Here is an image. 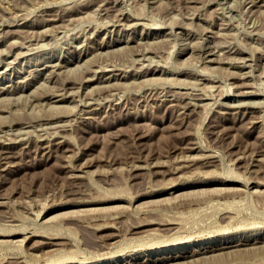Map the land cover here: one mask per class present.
Returning a JSON list of instances; mask_svg holds the SVG:
<instances>
[{"label": "rangeland", "instance_id": "obj_1", "mask_svg": "<svg viewBox=\"0 0 264 264\" xmlns=\"http://www.w3.org/2000/svg\"><path fill=\"white\" fill-rule=\"evenodd\" d=\"M20 1L31 2L29 5L26 2L19 3ZM46 1L49 2V0H0V86L4 84V86L0 87V90L2 88L0 91V105L5 108L3 109L0 106V114L3 116V120L5 119L3 121L1 118L0 122L6 123L5 125L0 124L2 128H0L2 130H0V135H3L0 136V140H2L1 137H4V140L6 139L5 141L2 140L3 144L0 141V149L2 148L0 151H5L8 148L6 151L8 156H0V161H2L0 162V264H20L23 261L25 263L23 262L22 264H109L113 261L124 264L127 260L130 262L129 264H264V144L262 143L264 142V0H155L154 2L153 0L151 2L150 0H118L119 2L110 0L112 3L108 0H101L104 2H101V4L100 0H98L99 2H95V0H88L87 2H85L86 0H81L82 2H79L80 0H64L65 3L59 0L58 2L61 1L62 5L56 0H50V3H52H49L50 6ZM70 1L72 3H69ZM159 1L160 3H158ZM56 2L60 5L58 6ZM254 2L263 3V6H260L261 4L258 6L257 4L258 7L256 9V3ZM35 3H40L42 6ZM26 4L29 8H27ZM93 4L96 5H94L95 8L91 6ZM35 5L36 7H34ZM74 5L78 9L73 7ZM85 5L89 6L91 11L87 7L84 8ZM15 6L17 12L15 11ZM56 6L62 9H58ZM25 7L27 10L24 11ZM110 8H112V11ZM82 9L86 11L84 12ZM42 10H47L46 15ZM120 10L125 12L123 11V13ZM127 10L131 11L128 12ZM21 11L24 12L22 13ZM87 11L90 18H88V15L85 16ZM102 12L103 14H101ZM111 12L117 14L115 15L116 17L121 15L120 21L113 14L110 15L112 17L109 19L107 16ZM81 13L85 22L81 17ZM132 13H135V15L137 13L143 19L139 18V16H133L134 14ZM58 14L61 15L62 19ZM74 14H77L80 20ZM90 14L95 15L93 17ZM25 15H29V18L27 16L26 19ZM51 15H55L56 18L55 16L51 17ZM127 15H130V17ZM19 16L21 20H23V16L25 17L24 22L19 20ZM70 17L71 20L69 19ZM92 18L93 21H91ZM124 18H129L130 20L128 19L127 21ZM74 19L77 23L72 21ZM104 19H106V23H103ZM68 20H70L69 23L72 21V25L68 23ZM58 21L61 24L56 26L59 23ZM86 21L89 22L87 23ZM112 21L115 23V27H113L112 24L114 23ZM126 21L127 24H124ZM18 22L19 24L21 23L20 26ZM51 23H53V27H51ZM63 23L69 25L65 26ZM80 23H84V27L87 28L88 26L89 29H85L82 24L80 26ZM108 23L110 25L107 26L106 24ZM128 23H132L131 26L133 27ZM97 24L99 26L101 24L102 27H94ZM29 25L32 30H30ZM39 25L42 26L39 27ZM16 26L20 29L19 31L16 30ZM22 27L23 29H21ZM44 27L47 28L44 30L46 33L41 35L40 30L42 29L43 31ZM54 27L55 29L60 27L58 30L56 29L59 33H56V30L53 31ZM61 27L63 28L61 29ZM7 28L9 32H5ZM48 29H51L49 32L52 34L48 32ZM111 29L113 30L111 31ZM21 30H24L22 34L25 31L27 32H25L23 37ZM34 30L37 32H34ZM105 30L107 31L105 32ZM11 31L15 34H12ZM83 31L85 33H82ZM28 32L31 33L29 34ZM143 33H145V36H143ZM43 35L45 36L43 37ZM141 35L142 37H140ZM152 36L156 37L153 38ZM31 38L35 41L33 40L32 42ZM117 38L118 40H116ZM119 38H121L120 41ZM12 39L16 40L14 43L18 45L14 46ZM28 39L32 43H28ZM122 39L123 41H121ZM189 39L190 41L188 42ZM17 40H20V42H17ZM24 41L26 42L24 43ZM103 41L104 43H102ZM190 43L194 47L193 51ZM217 43L219 44L217 45ZM114 47L117 49H112ZM222 47H225V50ZM211 48L213 50L219 48L221 51L219 49L218 51H212ZM228 48H231V50ZM84 49L87 51L85 52ZM148 50H150V54ZM5 52H8L9 55L5 54ZM205 52L208 54L206 53V55ZM5 55L7 58H5ZM143 55H145L144 58H142ZM240 55L242 58L239 59L245 61L238 59ZM213 57L217 61L213 60ZM219 57H222L220 58L222 60L219 61ZM228 57H232L230 59L234 60H230V63ZM245 57H249L251 60ZM59 58L60 60L57 64L56 62ZM210 58H212V61ZM11 61H13L12 66ZM4 62H7V65ZM48 62L51 64L49 65ZM53 63H56V67H58L57 65H62L55 68ZM250 63L253 65L251 66ZM5 65L8 67H5ZM209 65L210 67L205 68ZM41 66L43 68H40ZM51 66L52 68L54 67L52 71L50 70L52 69L50 68ZM202 66H205V69ZM3 67L6 70L2 71ZM88 67L93 68L94 71L88 70ZM109 67H112L111 69L114 68L113 71ZM118 67H121L118 69L119 71L117 70ZM151 67L154 71H152ZM61 69H63L62 73H60ZM199 69H203V71L199 72ZM47 71L49 75L48 73L45 74ZM49 71L53 73L50 75ZM230 71H237L236 74L238 75L231 72L236 79ZM247 71L251 75H246L247 73L245 74V72ZM127 72L128 75H126ZM201 72L204 73V76L203 73L200 74ZM121 73L125 77H122ZM52 74L54 75L52 76ZM119 74L121 75L120 79H118L120 77ZM239 74H244L245 78L242 79L240 77L241 80ZM51 76L52 79H50ZM88 76H92V79L90 78V80ZM248 76L250 77L248 78ZM33 78L38 79L34 81ZM180 80L184 81L185 87H183V82ZM113 81H115L114 85L117 84L116 86H113ZM121 81L125 82L122 84ZM196 82L202 83H200L201 85L197 83L196 87H192ZM211 82L212 85L218 84V86H215L216 88L213 87L214 85L212 86ZM246 82L250 85H247ZM81 83L82 85L80 86ZM96 83L98 86L103 85L105 87L106 85L104 84H107L109 89L106 87L107 90L102 86H99V88ZM118 83L121 84L118 85ZM188 83H190V86ZM240 83L241 86L244 85L241 87ZM207 84L208 87L211 86L213 88H208ZM15 85L17 86L15 87ZM24 85L26 87L23 88ZM94 85H96L95 88L93 87ZM60 86L65 91L68 89L67 91H70V94L68 92L62 93L64 90ZM79 87L81 88L78 89ZM91 88L92 90H89ZM5 89H7L5 91L6 94L4 92ZM10 90L11 92H9ZM55 90L60 91L59 94H61L56 96L58 92H55ZM71 90L73 91L71 92ZM174 90L180 93L178 96H183L181 97V104L188 103H186L188 108H186L185 114L173 107L171 109L165 102L167 98H170L169 95L175 92ZM216 90L217 92H215ZM249 90L252 91L250 92ZM53 91L55 93H52ZM74 91L78 93L76 94ZM110 91L114 94L112 95ZM188 91L191 92L189 93ZM210 91L216 95H212ZM82 92L86 93L83 94ZM116 92L117 94H115ZM204 92L210 96L207 97ZM248 92L251 95H248ZM71 93L75 94L74 96L77 95L76 97L82 94L80 98H76ZM93 94L95 95L93 96ZM174 94L176 95V93ZM200 94H203V96L201 97ZM43 95L45 96L43 97ZM61 95L62 97H60ZM112 96V100H106L107 97ZM45 97L48 99H45ZM31 98H34V100ZM71 98L77 101H72ZM86 98L87 100L89 98L87 105L84 104L86 103ZM182 98H185L184 101ZM191 100L195 101L191 104ZM200 100H203V102ZM219 100L221 101L218 103ZM207 101L209 106L206 105ZM210 101H212L211 104H209ZM240 101H243L241 102L243 105L238 107ZM101 102L102 106H99ZM199 102L201 105L198 104ZM223 102H228L229 106L228 103L226 105ZM50 103L52 106H50ZM244 103H247V106ZM77 104H79V107H77ZM194 104L197 106L195 107ZM249 104L251 105L249 106ZM204 106L207 108H203ZM82 108L87 111H83ZM256 108L258 109L254 110ZM246 109L248 110L245 111ZM234 110L239 112H234ZM53 113L58 116L61 113L62 116L58 117ZM77 113H79L78 116ZM42 115L45 119L41 118ZM86 116H88L87 119H85ZM89 116L91 117L89 118ZM139 116L140 119H138ZM185 116L187 121L184 118ZM254 117L256 118L255 121L253 120ZM75 119L81 122H77ZM6 120L8 122H5ZM14 120H17L16 124ZM22 120H26L30 124ZM74 120L76 121L74 122L75 125H71ZM251 120L254 122L252 121L251 123ZM9 121H11L12 125ZM52 122L59 123V125H54ZM34 123H37L36 126ZM48 124L52 125V127H47ZM39 125L40 127H38ZM37 128H42V130ZM35 129L38 131H35ZM14 131H22V133L16 132V134H13ZM27 131L32 133L30 134L31 136L26 135L28 134ZM49 131L53 132L50 134ZM57 131L59 133H56ZM33 132L35 135L36 133L37 135L40 134V137L35 136ZM46 133L48 136L44 135ZM43 136L45 137L43 138ZM8 137H11V140ZM13 137H16L17 140L16 138L12 139ZM62 139L65 141H61ZM36 140H38V143ZM45 140H50L51 142L49 141V143L51 145ZM28 141L29 143H27ZM23 143L24 145H22ZM193 143H197V146ZM25 144L29 146L27 145L26 147ZM47 144H49L51 150L48 149ZM188 146L193 147L188 148ZM42 147V150L39 149ZM21 150L25 153L21 152ZM50 151H53V153ZM9 152L14 154L11 155ZM241 154L243 156H240ZM185 158L189 159V163L187 161L184 162ZM206 160L208 164H206ZM183 162L187 164L185 165ZM151 164L152 167L150 166ZM178 165L183 166L177 168L176 166ZM148 166L151 168H148ZM156 169H161V173L159 171L154 173ZM170 171H175V173H170ZM221 194H224V197ZM194 198L200 204L196 200V202L193 201ZM198 199L204 201H199ZM193 205L194 207H192ZM227 210H229V214ZM221 213L225 216L223 217L224 220H221L226 223L220 220L222 218ZM230 215L231 219L227 220ZM115 216L118 218H115ZM171 216H175L172 218H178L180 222L174 219V221L171 220L173 223H170L171 221L168 220L172 219ZM160 217H166L167 222L159 221L163 219L158 220ZM145 218H149V221H144ZM150 218L152 219L150 220ZM138 221H140L139 224L142 223L140 225L141 228L140 226L136 227L139 225ZM113 222L114 226H112ZM101 223H106L107 225L103 224V228L101 226L98 229V224ZM173 226L182 228L175 229ZM161 227H165L167 230ZM173 228L175 229V235L173 234ZM125 230L128 231H126L127 234ZM51 234L53 235L49 237ZM245 234L253 237L251 236L247 241L234 247L210 249L211 252L210 250H195L196 253L193 250L182 256L178 254L176 256V253H174L177 250H181L183 248L181 246H184V248H195L199 243L215 241L224 237L244 236ZM178 235L180 239H178ZM181 235L183 236L182 238ZM175 236H178L176 240H170L175 238ZM254 237H256L255 241ZM176 241L178 242L176 243ZM169 253H174L175 258L174 256L173 258L164 256ZM162 254H164V258H156L162 256ZM130 255L132 257H129Z\"/></svg>", "mask_w": 264, "mask_h": 264}, {"label": "bare ground", "instance_id": "obj_2", "mask_svg": "<svg viewBox=\"0 0 264 264\" xmlns=\"http://www.w3.org/2000/svg\"><path fill=\"white\" fill-rule=\"evenodd\" d=\"M9 1H10V0H9ZM39 1H40V0H39ZM56 1L58 2L59 0H56ZM61 1H62L63 3H65L64 0H61ZM61 1H60V2H61ZM67 1H68V0H67ZM71 1H72V0H71ZM71 1H70L69 3H72ZM83 1H84V0H83ZM87 1H88V0H86L85 2H87ZM97 1H98V0H95V2H97ZM102 1H104V0H102ZM102 1L100 0V4H101ZM108 1L112 3V1H110V0H108ZM117 1H118V0H117ZM123 1H124V0H123ZM123 1H122V2H123ZM131 1H132V0H131ZM134 1H135V0H134ZM146 1H147V0H146ZM154 1H155V0H153V2H154ZM160 1H161V0H160ZM160 1H159L158 3H160ZM191 1H192V0H191ZM222 1H223V0H222ZM248 1H249V0H248ZM255 1H256V0H255ZM21 2H22V1H20L19 3H21ZM24 2L29 3V5H30V2H31V1H30V2H29V1H28V2H27V1H24ZM24 2H22V3H24ZM41 2H43V1H41ZM46 2L48 3L49 6H50V4H52V3H50V2H51L50 0H49V2H48V1H46ZM46 2H45V4H46ZM57 2H56V3H57ZM60 2H58V3H60ZM79 2H82V1L80 0ZM90 2H92V1H90ZM93 2H94V1H93ZM95 2H94V3H95ZM98 2H99V1H98ZM105 2H106V1H105ZM109 2H108V3H109ZM115 2H116V1H115ZM118 2H119V1H118ZM122 2H120V3H122ZM150 2H151V0H150ZM156 2H157V1H156ZM244 2H245V1H244ZM246 2H247V1H246ZM251 2H252V1H251ZM260 2H261V1H260ZM263 2H264V1H263ZM19 3H18V4H19ZM33 3H34V2H33ZM43 3H44V2H43ZM49 3H50V4H49ZM53 3H54V2H53ZM58 3H57V5H58ZM67 3H68V2H67ZM74 3H77V2H74ZM83 3H84V2H83ZM102 3H104V2H102ZM137 3H138V2H137ZM144 3H145V1H144ZM148 3H149V1H148ZM222 3H224V2H222ZM247 3H248V2H247ZM252 3H253V2H252ZM254 3H256V2H254ZM10 4H11V3H10ZM15 4H17V3H15ZM15 4H14V5H15ZM35 4L40 5V3H35ZM60 4H61V3H60ZM60 4H59V5H60ZM84 4H85V3H84ZM88 4H89V3H88ZM96 4H97V3H96ZM100 4H99V5H100ZM106 4H107V3H106ZM106 4H105V5H106ZM116 4H117V3H116ZM122 4H123V3H122ZM257 4H258V3H256V9H257V7H258L261 3H259L258 6H257ZM21 5H22V4H21ZM24 5H25V4H24ZM43 5H44V4H43ZM54 5H55V4H54ZM59 5H58V6H59ZM61 5H62V4H61ZM63 5H64V4H63ZM69 5H70V4H69ZM77 5H80V4L77 3ZM86 5H87V3H86ZM86 5L84 6V8L87 7ZM94 5H95V4H93V5H91V6L94 7ZM102 5H103V4H102ZM132 5H133V4H132ZM143 5H144V4H143ZM250 5H251V4H250ZM16 6H17V5H16ZM16 6H15V11H16V9H17ZM18 6H19V5H18ZM26 6H27V4H26ZM31 6L33 7V5H31ZM40 6H42V5H40ZM46 6H47V4H46ZM52 6H53V5H52ZM52 6H51V7H52ZM75 6H76V5H74L73 7H75ZM82 6H83V4H82ZM95 6H96V5H95ZM110 6H111V5H110ZM114 6H115V5H114ZM114 6H113V8H114ZM117 6H118V5H117ZM136 6H137V5H136ZM260 6H263V3H262ZM13 7H14V6H13ZM21 7H24V6H21ZM34 7H36V5H35ZM56 7H57V6H56ZM62 7H63V6H62ZM67 7H69V6L67 5ZM70 7H72V6H70ZM102 7H103V6H102ZM120 7H121V6H120ZM131 7H132V6H131ZM133 7H134V6H133ZM153 7H154V5H153ZM249 7H250V6H249ZM252 7H253V5H252ZM8 8H10V6H8ZM19 8H20V7H19ZM27 8H29V7L27 6ZM38 8H39V7H38ZM41 8H42V7H41ZM48 8H49V7H48ZM57 8H58V7H57ZM60 8H61V7H60ZM60 8H58V9H60ZM64 8H65V6H64ZM64 8H63V10H64ZM75 8H77V7H75ZM81 8H82V7H81ZM87 8L90 9L89 6H88ZM94 8H95V7H94ZM100 8H101V5H100ZM115 8H116V7H115ZM11 9L13 10V8H11ZM32 9H33V8H32ZM36 9H37V8H36ZM39 9H40V8H39ZM49 9H50V8H49ZM52 9H53V8H52ZM61 9H62V8H61ZM66 9H67V8H66ZM77 9H78V8H77ZM111 9H112V8H110V10H111ZM120 9H121V8H120ZM131 9H132V8H131ZM251 9H252V8H251ZM19 10H20V9H19ZM23 10H24V11L27 10L26 7H25V9H23ZM43 10H45V9H43ZM43 10H42V11H43ZM70 10H71V9H70ZM70 10H69V11H70ZM73 10H75V9H73ZM82 10H84V9H82ZM93 10H94V9H93ZM98 10H99V8H98ZM114 10H115V9H114ZM114 10H113V11H114ZM117 10H118V9H117ZM124 10H125V9H124ZM124 10H123V11H124ZM252 10H254V9H252ZM15 11H13V12H15ZM24 11H23V12H24ZM33 11H34V9H33ZM40 11H41V10H40ZM46 11H47V10H46ZM46 11H43L44 14L47 13ZM54 11H55V10H54ZM58 11H59V10H58ZM75 11H76V10H75ZM77 11H78V10H77ZM85 11H86V10H84V12H85ZM90 11H91V9H90ZM90 11H89V13H90ZM105 11H107V10H105ZM105 11H104V12H105ZM111 11H112V10H111ZM118 11H119V10H118ZM120 11H122V10H120ZM123 11H122V12H123ZM127 11H128V10H127ZM127 11H126V12H127ZM130 11H131V10H130ZM130 11H128V12H130ZM256 11H257V10H256ZM16 12H17V11H16ZM21 12H22V11H21ZM23 12H22V13H23ZM26 12H27V11H26ZM28 12H29V10H28ZM37 12H38V11H37ZM98 12H99V11H98ZM109 12H110V11H109ZM115 12H116V11H115ZM124 12H125V11H124ZM124 12H123V13H124ZM11 13H12V12H11ZM30 13H31V8H30ZM38 13H39V12H38ZM60 13H62V12H60ZM67 13H70V12H67ZM93 13H94V12H93ZM93 13H92V14H93ZM107 13H108V12H107ZM107 13H105V14L107 15ZM116 13H119V12H116ZM19 14H20V13H19ZM51 14H53V13L51 12ZM78 14H79V13H78ZM84 14H85V13H84ZM92 14H90V16H91ZM96 14H97V13H96ZM99 14H100V13H99ZM101 14H103V12H102ZM105 14H104V15H105ZM112 14H113V13L111 12V14H109V16H107V17H109V19H110V17H112V16H110V15H112ZM120 14H121V13H120ZM128 14H129V13H128ZM132 14H134L133 16H135V17H138V16H139L137 13H136L137 16L135 15V13H132ZM14 15L16 16V14H14ZM42 15H43V14H42ZM45 15H46V14H45ZM49 15H50V13H49ZM55 15H56V12H55ZM55 15H51V17H52V16H55ZM58 15H59V14H58ZM62 15H63V14H62ZM64 15H65V13H64ZM64 15H63V16H64ZM74 15H75V17H76L77 14H74ZM86 15H88V11H87V13L85 14V16H86ZM94 15H95V14H94ZM94 15H92V16L94 17ZM113 15L115 16V15H117V14H113ZM21 16H22V14H21ZM27 16H28V18H29V15H25L26 19H27ZM32 16H33V15H32ZM68 16H69V15H68ZM71 16H73V15H71ZM77 16H78V15H77ZM102 16H103V15H102ZM102 16H100V17H102ZM120 16H121V15H120ZM120 16H119V17H118V16H117V17L115 16V17L119 19ZM122 16H123V15H122ZM127 16H128V15H127ZM196 16H197V14H196ZM16 17H17V16H16ZM25 17L23 16V18H22L23 20L20 19V18H21L20 16H19L18 18H19V20H20L21 22H22V21L24 22V18H25ZM36 17H38V16H36ZM46 17H47V16H46ZM57 17H58V16H57ZM59 17H61V15H59ZM73 17H74V16H73ZM73 17H72V19H73ZM81 17H82V13H81ZM104 17H105V16H104ZM104 17H103V18H104ZM115 17H114V18H115ZM125 17H126V16H125ZM128 17H130V15H129ZM140 17H141V16H139V18H140ZM13 18L15 19V17H13ZM32 18H34V17H32ZM41 18H42V16H41ZM55 18H56V16H55ZM66 18L68 19V17H66ZM66 18H64V19H66ZM85 18H86V17H85ZM88 18H90L89 15H88ZM88 18H86V19H88ZM95 18H97V17H95ZM98 18H99V17H98ZM114 18H113V19H114ZM121 18H122V17H121ZM141 18H142V17H141ZM14 19H13V20H14ZM36 19H38V18H36ZM39 19H40V18H39ZM47 19H48V18H47ZM61 19H62V17H61ZM69 19L71 20V17H70ZM75 19H76V18H75ZM75 19L72 20V21H75V22H76ZM77 19H79V16L77 17ZM82 19H83V17H82ZM113 19H112V20H113ZM124 19H126V20L128 21L129 18H128V19H127V18H124ZM137 19H138V18H137ZM142 19H143V18H142ZM16 20H18V19L16 18ZM30 20H31V19H30ZM42 20H43V18H42ZM45 20H46V19H45ZM56 20H58V19H56ZM70 20H68V23H69ZM79 20H80V19H79ZM89 20H90V19H89ZM105 20H106V19H104V22H103V23H106ZM114 20H115V19H114ZM116 20H117V19H116ZM129 20H130V19H129ZM134 20H135V18H134ZM27 21H28V20H27ZM27 21H26V22H27ZM31 21H32V20H31ZM48 21H49V20H48ZM52 21H53V20H52ZM65 21H66V20H65ZM72 21H71V22H72ZM83 21H84V19H83ZM91 21H93V18L91 19ZM101 21H102V20H101ZM108 21H109V20H108ZM108 21H107V22H108ZM119 21H120V19H119ZM127 21H126V23H124V22H123V23H124V24H127ZM14 22H15V21H14ZM39 22H40V20H39ZM44 22H45V21H44ZM58 22H59V21H58ZM71 22L69 23L70 25H72ZM79 22H80V21H79ZM84 22H85V21H84ZM86 22H87V21H86ZM88 22H89V21H88ZM88 22H87V23H88ZM112 22H113V21H112ZM115 22H117V21H115ZM134 22H135V21H134ZM31 23H32V22H31ZM36 23H37V22H36ZM65 23H66V22H65ZM65 23H63V24H65ZM76 23H77V22H76ZM76 23H75V24H76ZM109 23H110V22H109ZM109 23L106 24V25L108 26V25L111 24V23H110V24H109ZM113 23H114V22H113ZM123 23H122V24H123ZM132 23H133V22H132ZM132 23H131V24H132ZM136 23H137V22H136ZM138 23H140V22H138ZM141 23H142V22H141ZM14 24H15V23H14ZM20 24H21V23H20ZM20 24H19V22H18V25H19V26H20ZM26 24H27V23H26ZM29 24H30V23H29ZM34 24H35V23H34ZM34 24H33V25H34ZM45 24L47 25V23H45ZM51 24H52L51 27H53V23H51ZM55 24H56V23H55ZM55 24H54V25H55ZM59 24H61V22H59L56 26H58ZM69 24H67V25L65 24V26H68ZM75 24H74V25H75ZM81 24H82V23H80V26H81ZM83 24H84V23H83ZM83 24H82V25H83ZM95 24H96V23H95ZM122 24H121V25H122ZM124 24H123V27L125 26ZM128 24H129V23H128ZM131 24H129V25L131 26ZM134 24H135V23H134ZM142 24L144 25V23H142ZM146 24H147V22H146ZM77 25H78V24H77ZM85 25H88V24H85ZM91 25H93V24H91ZM97 25H98V24H97ZM97 25H95L94 27H98V28H99V27L101 26V24H100V26H99V25L97 26ZM102 25H103V24H102ZM106 25H105V26H106ZM112 25H113V27H115V26H114L115 23L112 24ZM129 25H127V26H129ZM12 26H14V25H12ZM21 26H22V25H21ZM25 26H26V25H25ZM37 26H38V25H37ZM40 26H42V25H39V27H40ZM43 26H44V25H43ZM75 26H76V25H75ZM78 26H79V25H78ZM130 26H129V27H130ZM135 26H137V25H135ZM145 26H146V25H145ZM149 26H150V24H149ZM17 27H18V26H16V28H17ZM35 27H36V26H35ZM39 27H38V28H39ZM83 27H84V25H83ZM89 27H90V25H89ZM94 27L92 26V28H94ZM101 27H102V26H101ZM118 27H119V26H118ZM123 27L121 26V28H123ZM131 27H133V26H131ZM147 27H148V26H147ZM147 27H146V28H147ZM182 27H183V26H182ZM16 28H15V29H16ZM29 28H30V25H29ZM33 28H34V27H33ZM42 28H43V27H42ZM44 28H45V29H43V31H42V29L40 28V29H41V30H40L41 32L38 31L39 29H37V31L40 32L41 35H42L43 33H46V31L44 32V30H46L47 28H46V27H44ZM59 28H60V27H59ZM59 28H58V29H59ZM62 28H63V27H61V29H62ZM67 28H68V27H67ZM73 28H74V26H73ZM79 28H81V27H79ZM84 28H85V27H84ZM84 28H81V29L85 30V29L88 28V26H87V28H85V29H84ZM124 28H125V27H124ZM127 28H128V27H127ZM136 28H137V27H136ZM183 28H185V27H183ZM15 29H13V30H15ZM21 29H23V27H22ZM24 29H25V28H24ZM56 29H57V28H56ZM56 29H55V27H54V30H53V28H52L53 31H55ZM58 29H57V30H58ZM68 29H69V28H68ZM71 29H72V28H71ZM88 29H89V28H88ZM94 29H95V28H94ZM94 29H93V30H94ZM100 29H101V28H100ZM102 29H103V28H102ZM108 29H109V28H108ZM116 29H117V28H116ZM132 29H133V28H132ZM3 30H4V28H3ZM8 30H9V29L7 28V30H5V32L8 31ZM10 30H11V29H10ZM16 30L19 31L20 29L17 28ZM30 30H32V29L30 28ZM50 30H51V29H48V32H49ZM57 30H56V31H57ZM65 30H66V29H65ZM69 30H70V29H69ZM95 30H96V29H95ZM97 30H98V29H97ZM112 30H113V29H111V31H112ZM157 30H158V29H157ZM0 31H1V30H0ZM18 31H17V32H18ZM22 31H24V30H21V34H22ZM28 31H29V29H28ZM37 31L34 30V32H37ZM59 31H61V30H59ZM63 31H64V29H63ZM90 31H91V29H90ZM100 31H101V30H100ZM106 31H107V30H105V32H106ZM132 31H133V30H132ZM155 31H156V30H155ZM8 32H9V31H8ZM11 32H12V31H11ZM15 32H16V31H15ZM25 32H26V31H25ZM25 32H24V34H25ZM32 32H33V31H32ZM34 32H33V34H34ZM48 32H47V33H48ZM91 32H92V31H91ZM97 32H98V31H97ZM103 32H104V31H103ZM13 33H14V32H12V34H13ZM26 33H27V32H26ZM28 33L30 34L31 32H28ZM40 33H39V34H40ZM49 33H50V32H49ZM56 33H59V32L57 31ZM82 33H85V31H83ZM86 33H88V32H86ZM93 33H94V32H93ZM157 33H158V32H157ZM188 33H189V32H188ZM188 33H187V34H188ZM215 33H216V32H215ZM6 34H8V33H6ZM9 34H10V33H9ZM14 34H15V33H14ZM16 34H17V33H16ZM24 34H22V37H23ZM33 34H32V35H33ZM50 34H52V33H50ZM107 34H108V33H107ZM144 34H145V33H143V36H145ZM146 34H147V33H146ZM151 34H152V33H151ZM213 34H214V33H213ZM4 35H5V33H4ZM19 35H20V34H19ZM32 35H31V36H32ZM46 35H47V34H46ZM82 35H83V34H82ZM149 35H150V34H149ZM160 35H161V34H160ZM185 35H186V34H185ZM189 35H191V34H189ZM189 35H188V36H189ZM1 36H2V35H1ZM7 36H8V35H7ZM37 36H38V35H37ZM44 36H45V35H43V37H44ZM79 36H80V35H79ZM134 36H135V35H134ZM137 36H138V35H137ZM211 36H212V35H211ZM9 37L12 38V36H10V35H9ZM16 37H17V35H16ZM16 37H15V38H16ZM32 37H33V36H32ZM40 37H41V36H40ZM132 37H133V36H132ZM140 37H142V35H141ZM152 37L154 38V37H156V36H152ZM190 37H191V36H190ZM20 38H21V37H20ZM129 38H130V37H129ZM133 38H134V37H133ZM187 38H188V37H187ZM4 39H5V38H4ZM25 39H26V38H25ZM31 39H32V38H31ZM38 39H39V37H38ZM120 39H121V38H119V41H120ZM130 39H131V38H130ZM130 39H129V40H130ZM134 39H135V38H134ZM12 40H13V39H12ZM33 40H34V39H32V42H33ZM41 40H42V39H41ZM83 40H84V39H83ZM114 40H115V39H114ZM114 40H113V41H114ZM116 40H118V38H117ZM127 40H128V38H127ZM132 40H133V39H132ZM135 40H136V39H135ZM0 41H1V40H0ZM14 41H16V40H13L12 43H14ZM21 41H22V40H21ZM34 41H35V40H34ZM37 41H38V40H37ZM108 41H110V40H108ZM113 41H112V43H113ZM121 41H123V39H122ZM124 41H125V40H124ZM189 41H190V39L188 40V42H189ZM17 42H20V40H19V41L17 40ZM17 42H16V43H17ZM25 42H26V41H24V43H25ZM27 42H28V43H32V42H29V39L27 40ZM106 42H107V41H106ZM117 42H118V41H117ZM1 43H2V42H1ZM34 43H35V42H34ZM102 43H104V41H103ZM107 43H109V42H107ZM19 44H20V43H19ZM110 44H111V42H110ZM190 44H191V43H190ZM218 44H219V43H217V45H218ZM12 45H13V44H12ZM15 45H18V44H15V43H14V46H15ZM97 45L99 46V44H97ZM184 45H185V44H184ZM184 45H183V46H184ZM187 45H188V44H187ZM220 45H221V44H220ZM220 45H219V47H220ZM85 46H86V45H85ZM100 46H101V45H100ZM213 46H214V45H213ZM23 47H24V46H23ZM82 47H83V46H82ZM82 47H81V48H82ZM94 47H95V46H94ZM108 47H109V46H108ZM184 47H185V46H184ZM190 47H192L191 50L193 51V48H194V47L192 46V44L190 45ZM203 47H204V46H203ZM206 47H207V46H206ZM215 47H218V46H215ZM83 48H84V47H83ZM99 48H100V47H99ZM106 48H107V47H106ZM141 48H142V47H141ZM200 48H201V47H200ZM200 48H199V49H200ZM222 48H223V47H222ZM224 48H225V47H224ZM224 48H223V50H225ZM78 49H79V48H78ZM86 49H87V48H86ZM109 49H110V48H109ZM112 49H117V48L114 47V48H112ZM139 49H140V48H139ZM143 49H144V47H143ZM184 49H185V48H184ZM186 49H187V48H186ZM197 49H198V48H197ZM211 49H212V48H211ZM218 49H219V48H218ZM218 49H217V50L214 49V50L218 51ZM220 49H221V47H220ZM220 49H219V50H220ZM228 49H229V48H228ZM80 50H81V49H80ZM84 50H85V49H84ZM84 50H83V51H84ZM146 50H147V48H146ZM180 50H181V49H180ZM214 50L212 49V51H214ZM226 50H227V49H226ZM229 50H231V48H230ZM234 50H235V49H234ZM77 51H78V50H77ZM83 51H82V52H83ZM86 51H87V50H85V52H86ZM97 51H98V50H97ZM106 51H107V50H106ZM139 51H140V50H139ZM143 51H144V50H143ZM149 51H150V50H148V53H149ZM181 51H183V50H181ZM181 51H180V52H181ZM192 51H191V52H192ZM209 51H210V50H209ZM220 51H221V50H220ZM227 51H228V50H227ZM240 51H241V50H240ZM98 52H100V51H98ZM144 52H145V51H144ZM146 52H147V51H146ZM183 52H184V51H183ZM189 52H190V51H189ZM198 52H199V51H198ZM198 52H197V54H198ZM202 52H203V51H202ZM210 52H211V51H210ZM210 52H209V53H210ZM223 52H224V51H223ZM230 52H231V51H230ZM237 52L239 53L238 50H237ZM237 52H236V53H237ZM242 52H243V51H242ZM148 53H146V54H148ZM199 53H200V52H199ZM206 53H207V52H205V54H206ZM227 53H228V52H227ZM5 54H8V52H5ZM80 54H81V52H80ZM138 54H139V53H138ZM149 54H150V53H149ZM207 54H208V53H207ZM207 54H206V55H207ZM210 54H212V53H210ZM219 54H220V52H219ZM239 54H240V53H239ZM8 55H9V54H8ZM83 55H84V54H83ZM198 55H199V54H198ZM5 56H6V55H5ZM144 56H145V55H143L142 58H144ZM147 56H149V55H147ZM202 56H203V55H202ZM213 56H214V55H213ZM215 56H216V55H215ZM221 56H222V52H221ZM243 56H244V55H243ZM245 56H248V55H245ZM250 56H252V55L250 54ZM59 57H60V56H59ZM205 57H207V56H205ZM222 57H223V56H222ZM222 57H219L218 60H219V61L222 60V59H220V58H222ZM225 57H226V56H225ZM225 57H224V58H225ZM232 57H233V56H232ZM232 57H228V58H229V60H228L229 62H230V60H234V59H230V58H232ZM237 57H238V56H237ZM5 58H7V56H6ZM56 58H57V57H56ZM63 58H64V57H63ZM76 58H77V57H76ZM145 58H146V57H145ZM201 58L204 59L203 57H201ZM208 58H209V57H208ZM228 58H226V59H228ZM234 58H236V57L234 56ZM239 58H242L241 55L238 57V59H239ZM245 58H248V59H249V57H245ZM2 59H3V57H2ZM49 59H50V58H49ZM64 59H65V58H64ZM78 59H79V58H78ZM211 59H212V58H210V60H211ZM214 59H215V57H213V60H214ZM252 59H253V58H252ZM0 60H1V59H0ZM53 60H54V59H53ZM59 60H60V58L58 59L57 62H56V61H55V62L58 64ZM76 60H77V59H76ZM144 60H145V59H144ZM207 60H208V59H207ZM207 60H206V61H207ZM210 60H209V61H210ZM215 60H216V59H215ZM239 60H240V59H239ZM239 60H238V61H239ZM249 60H251V59H249ZM3 61H5V60H3ZM6 61H7V60H6ZM9 61H10V60H9ZM77 61H79V60H77ZM211 61H212V60H211ZM216 61H217V60H216ZM219 61H218V62H219ZM225 61H226V60H225ZM238 61H237V62H238ZM240 61H245V60H242V59H241ZM0 62H1V61H0ZM7 62H8V61H7ZM7 62H4V63H6V65H7ZM12 62H13V61H11V66H12ZM42 62H43V61H42ZM45 62H46V60H45ZM63 62H64V61H63ZM68 62H69V61H68ZM72 62H73V61H72ZM246 62H247V61H246ZM4 63H3V64H4ZM9 63H10V62H9ZM56 63H55V64L53 63L54 66L56 65ZM66 63H67V62H66ZM149 63H150V62H149ZM203 63H204V62H203ZM205 63H206V62H205ZM223 63H225V62H223ZM230 63H231V62H230ZM241 63H242V62H241ZM0 64H1V63H0ZM46 64H47V63H46ZM48 64H49V62H48ZM50 64H51V63H50ZM50 64H49V65H50ZM64 64H65V63H64ZM233 64H234V62H233ZM244 64H245V63H244ZM244 64H242V66H244ZM6 65H5V67H8V66H6ZM49 65H48V66H49ZM61 65H62V64H61ZM61 65H57V66L59 67V66H61ZM65 65H66V64H65ZM65 65H63V66H65ZM81 65H82V64H81ZM106 65H107V64H106ZM106 65H105V66H106ZM204 65H206V64H204ZM237 65H238V64H237ZM246 65H247V64H246ZM250 65H251V63H250ZM252 65H253V64H252ZM252 65H251V66H252ZM255 65H256V63H255ZM1 66H2V65H1ZM9 66H10V65H9ZM45 66H46V65H45ZM52 66H53V65H52ZM52 66H51L50 68H52ZM77 66H78V65H77ZM109 66H110V65H109ZM112 66H113V65H112ZM234 66H235V65H234ZM240 66H241V64H240ZM5 67H3L2 71L5 69ZM58 67L55 66V68H58ZM95 67H96V66H95ZM102 67H103V65H102ZM102 67H101V68H102ZM202 67H203V66H202ZM204 67H205V66H204ZM204 67H203V68H204ZM207 67H210V65H209V66H206L205 68H207ZM212 67H214V66H212ZM212 67H211V68H212ZM229 67H230V66H229ZM232 67H233V66H232ZM236 67H237V66H236ZM38 68H39V65H38ZM40 68H43V67L41 66ZM45 68H46V67H45ZM53 68H54V67H53ZM53 68L50 69V70L52 71ZM88 68H89V67H88ZM88 68H87V69H88ZM103 68H105V67H103ZM109 68L111 69L112 67H109ZM115 68H116V67H115ZM119 68H121V67H118L117 70H118ZM148 68H149V67H148ZM148 68H147V69H148ZM151 68H152V67H151ZM205 68H204V69H205ZM85 69H86V68H85ZM85 69H83V70H85ZM96 69H97V68H96ZM96 69H95V71H97ZM113 69H114V68H113ZM113 69H111V70L113 71ZM149 69H150V68H149ZM156 69H157V68H156ZM164 69H165V68H164ZM5 70H6V69H5ZM48 70H49V69H48ZM56 70H57V69H56ZM62 70H63V69H61V72H60V73L63 72ZM83 70H82V72H83ZM88 70H92V71H94L93 68L91 69V67H90ZM99 70H101V69H99ZM99 70H98V71H99ZM104 70H106V69H104ZM117 70H116V71H117ZM126 70H127V69H126ZM142 70H143V69H142ZM36 71H37V70H36ZM38 71H40V70H38ZM41 71H42V70H41ZM45 71H46V70H45ZM51 71H49V72H50V75H51V73H53V72H51ZM54 71H55V70H54ZM59 71H60V70H59ZM85 71H86V70H85ZM118 71H119V70H118ZM122 71H123V70H122ZM144 71H145V69H144ZM152 71H154L153 68H152ZM198 71H199V72H200V71H203V69H202V70L199 69ZM43 72H44V71H43ZM43 72H42V73H43ZM57 72H58V71H57ZM57 72H56V74L59 73V72H58V73H57ZM87 72H88V71H87ZM104 72H105V71H104ZM123 72H124V71H123ZM135 72H136V71H135ZM135 72H134V75L136 74ZM147 72H148V70H147ZM164 72H165V71H164ZM166 72H167V69H166ZM196 72H197V71H196ZM205 72H206V71H205ZM231 72H232V71H230V73H231ZM236 72H237V71H236ZM236 72L233 71L232 73H234L235 75H238V74H236ZM243 72H244V71H243ZM36 73H37V72H36ZM40 73H41V72H40ZM46 73H48V71L45 72V74H46ZM90 73H91V71H90ZM93 73H94V72H93ZM95 73H96V72H95ZM97 73H98V72H97ZM129 73H130V70H129ZM137 73H138V72H137ZM142 73H143V72H142ZM150 73H151V72H150ZM202 73H203V72H201L200 74H202ZM232 73H231V74H232ZM246 73H247V74H246ZM38 74H39V73H38ZM43 74H44V73H43ZM83 74H84V72H83ZM88 74H89V72H88ZM105 74H106V73H105ZM110 74H111V73H110ZM117 74H118V73H117ZM121 74L123 75L122 77H125L123 73H121ZM139 74H140V73H139ZM190 74L192 75V73H190ZM234 74H232L233 77H234ZM245 74H246V75H249L250 73L248 74V71H247V72H245ZM0 75H1V74H0ZM3 75H5V74H3ZM3 75H2V76H3ZM48 75H49V73H48ZM53 75H54V74H52V76H53ZM58 75H59V74H58ZM58 75H57V77H58ZM85 75H86V74H85ZM91 75H92V74H91ZM101 75H103V74H101ZM111 75H112V74H111ZM119 75H120V74H119ZM126 75H128V72H127ZM130 75H131V74H130ZM145 75H146V74H145ZM195 75H196V73H195ZM239 75H240L239 78H240V77H242V79L245 78V77H244V74H239ZM246 75H245V76H246ZM250 75H251V74H250ZM46 76H47V75H46ZM52 76H51L50 79H52ZM83 76H84V75H83ZM94 76H95V74H94ZM94 76H93V78H94ZM98 76H99V75H98ZM98 76H97V77H98ZM112 76H113V75H112ZM140 76H141V74H140ZM203 76H204V73H203ZM230 76H231V75H230ZM35 77H36V76H35ZM41 77H42V76H41ZM55 77H56V76H55ZM88 77H89V76H88ZM88 77H87V78H88ZM101 77H102V76H101ZM107 77H108V76H107ZM130 77H131V76H130ZM135 77H136V75H135ZM138 77H139V76H138ZM208 77H209V76H208ZM237 77H238V76H237ZM246 77H247V76H246ZM249 77H250V76H248V78H249ZM38 78H39V77H38ZM38 78H36V79H38ZM46 78H47V77H46ZM46 78H44V79H46ZM48 78H49V76H48ZM90 78L92 79V76L89 77V79H90ZM95 78H96V77H95ZM108 78H109V77H108ZM116 78H117V76H116ZM116 78H115V79H116ZM120 78H121V75H120V77H119L118 79H120ZM195 78H196V77H195ZM199 78H200V76H199ZM231 78H232V77H231ZM234 78H235V77H234ZM239 78H238V80H239ZM251 78H252V77H251ZM33 79H34V78H33ZM36 79H34V81H36ZM78 79H80V78H78ZM84 79L87 80L86 78H84ZM89 79H88V80H89ZM91 79H90V80H91ZM96 79H97V78H96ZM103 79H104V78H103ZM209 79H210V78H209ZM211 79H213V78L211 77ZM235 79H236V78H235ZM240 79H241V78H240ZM242 79H241V80H242ZM66 80H67V79H66ZM66 80H65V81H66ZM68 80H69V79H68ZM99 80H100V79H99ZM99 80H98V81H99ZM105 80H106V79H105ZM107 80H108V79H107ZM111 80H112V79H111ZM113 80H114V79H113ZM196 80H197V79H196ZM214 80H215V79H214ZM245 80H246V79H245ZM247 80H248V79H247ZM32 81H33V80H32ZM49 81H50V80H49ZM65 81H64V83H65ZM81 81H82V79H81ZM94 81H95V80H94ZM108 81H109V80H108ZM180 81H181V80H180ZM198 81H199V79H198ZM201 81H202V80H201ZM204 81H205V80H204ZM211 81H212V80H211ZM6 82H7V81H6ZM28 82H29V80H28ZM76 82H78V81H76ZM102 82H103V81H102ZM117 82H118V81H117ZM121 82H122V84H123L125 81H124V82L121 81ZM177 82H178V81H177ZM181 82H183V87H185V85H184V81L182 80ZM186 82H187V81H186ZM189 82H190V81H189ZM194 82H195V81H194ZM20 83H21V82H20ZM22 83H24V82H22ZM73 83H74V81H73ZM73 83H72V84H73ZM83 83H84V82H83ZM103 83H104V82H103ZM103 83H102V84H103ZM110 83H111V81H110ZM110 83H108V84L110 85ZM113 83H115V81H113L112 84H113ZM197 83L200 84V83H202V82H196V83L193 84L192 87H194V86L196 87V86H197ZM214 83H216V82H214ZM243 83H245V82L243 81ZM10 84H11V83H10ZM24 84H25V83H24ZM32 84H33V83H32ZM85 84H86V83H85ZM96 84H97V83H96ZM120 84H121V83H120ZM120 84L118 83V85H120ZM179 84H180V82H179ZM181 84H182V83H181ZM189 84H190V83H188V85H189ZM204 84H206V83H204ZM210 84L212 85V82H211ZM246 84H247V82H246ZM246 84H245V85H246ZM248 84H249V83H248ZM248 84H247V85H248ZM11 85H12V84H11ZM20 85H21V84H20ZM22 85H23V84H22ZM26 85H27V84H26ZM81 85H82V83L80 84V86H81ZM104 85H106V87L108 88L107 84H104ZM116 85H117V84H115V85L113 84V86H116ZM200 85H201V84H200ZM213 85H214V86H213ZM213 85H212L213 87L218 86V84H213ZM243 85H244V84H243ZM243 85H242V86H243ZM249 85H250V84H249ZM2 86H4V84H3ZM2 86H0V87H2ZM5 86H8V85H5ZM12 86H13V85H12ZM12 86H11V87H12ZM16 86H17V85H15V87H16ZM83 86H84V85H83ZM95 86H96V85H94L93 87L95 88ZM99 86L105 87V86H103V85H99ZM99 86H98V84H97V87H99ZM177 86H178V85H177ZM189 86H190V85H189ZM189 86H188V87H189ZM206 86L208 87V84H207ZM219 86H220V85H219ZM240 86H241V83H240ZM242 86H241V87H242ZM24 87H26V86L24 85L23 88H24ZM28 87H29V86H28ZM28 87H27V88H28ZM30 87H31V85H30ZM30 87H29V88H30ZM60 87H62V86H60ZM67 87H68V86H67ZM71 87H72V85H71ZM73 87H74V86H73ZM91 87H92V86H91ZM97 87H96V88H97ZM106 87H105V89H107ZM109 87H110V86H109ZM174 87H175V86H174ZM179 87H180V86H179ZM186 87H187V85H186ZM199 87H202V86H199ZM199 87H197V88L199 89ZM210 87H211V86H210ZM210 87H208V88H210ZM213 87H211V88H213ZM5 88H7V87H5ZM9 88H10V86H9ZM19 88H21V87H19ZM75 88H77V87H75ZM80 88H81V87H79L78 89H80ZM99 88H100V87H99ZM113 88H114V87H113ZM117 88H118V87H117ZM189 88H190V87H189ZM204 88H206V87H204ZM215 88H216V87H215ZM215 88H214V89H215ZM217 88H218V87H217ZM243 88H244V87H243ZM251 88H252V87H251ZM3 89H4V88H3ZM11 89H12V88H11ZM14 89L17 90L18 88H14ZM21 89H22V88H21ZM21 89H20V90H21ZM58 89H60V88H58ZM62 89L64 90L63 87H62ZM78 89H76V90L78 91ZM101 89H102V88H101ZM103 89H104V88H103ZM108 89H109V88H108ZM108 89H107V90H108ZM167 89H169V88H167ZM172 89H173V87H172ZM191 89H193V88H191ZM206 89H207V88H206ZM1 90H2V88H1ZM1 90H0V91H1ZM6 90H7V89H5L4 92H5ZM12 90H13V89H12ZM18 90H19V89H18ZM23 90H25V89H23ZM63 90H62V91H63ZM67 90H68V89H67ZM67 90H66V91L64 90L62 93H64V92H68ZM89 90H92V88L89 89ZM164 90H165V89H164ZM179 90H180V89H179ZM193 90H194V89H193ZM201 90H202V88H201ZM207 90H208V89H207ZM210 90H212V89H210ZM254 90H255V89H254ZM254 90H253V92H254ZM13 91H14V90H13ZM72 91H73V90H71V92H72ZM77 91H74V92H76V94H77V93H78ZM104 91H105V90H104ZM111 91H112V90H111ZM111 91H110V92H111ZM174 91H175V90H174ZM185 91H186V90H185ZM196 91H197V90H196ZM203 91H205V90L203 89ZM213 91H214V90H213ZM226 91H227V90H226ZM242 91H243V90H242ZM249 91L251 92L252 90H249ZM256 91H257V90H256ZM9 92H11V90H10ZM22 92H23V91H22ZM49 92H51V91H49ZM55 92H58V91L55 90ZM55 92L53 91L52 93H55ZM59 92H60V91H59ZM59 92L56 93V96H57V94H58V95L61 94V93L59 94ZM69 92H70V91H69ZM69 92H68V93H69ZM74 92H73V93H74ZM79 92H80V91H79ZM100 92H101V91H100ZM107 92H108V91H107ZM114 92H115V90H114ZM166 92H167V91H166ZM172 92H173V90H172ZM180 92H181V90H180ZM188 92H189V91H188ZM190 92H191V91H190ZM190 92H189V93H190ZM192 92H193V91H192ZM197 92H198V91H197ZM197 92H196V93H197ZM206 92H207V91H206ZM206 92H204V93H206ZM210 92H211L212 95H214V94L212 93V91H210ZM215 92H217V90H216ZM224 92H225V91H224ZM224 92H223V93H224ZM240 92H241V91H240ZM246 92H247V91H246ZM260 92H261V91H260ZM7 93H8V92H7ZM14 93H15V92H14ZM68 93H66V94H68ZM82 93H83V92H82ZM82 93H81V94H82ZM84 93H86V92H84ZM84 93H83V94H84ZM169 93H170V92H169ZM174 93H176V95H175ZM174 93H173V94L170 93V94H171V95H169L170 98H167V100L165 101L166 104H168V105L170 106V108L173 107V108H175V109H178L181 113L186 112L185 110H186V108H188V107L186 106V103H187V102H185L184 104H181V103H182V102H181V97H183V96H181V97H180V95L178 96V94H180V93H177V90H176ZM182 93H184V92L182 91ZM198 93H199V92H198ZM201 93H202V91H201ZM207 93H209V92H207ZM207 93H206V96H207V97L210 96V95H207ZM5 94H6V92H5ZM5 94H4V95H5ZM20 94L22 95V93H20ZM69 94H70V93H69ZM71 94H72V93H71ZM81 94H80V95H81ZM111 94H112V92H111ZM111 94H110V95H111ZM113 94H114V93H113ZM113 94H112V95H113ZM115 94H117V92H116ZM221 94H222V93H221ZM221 94H220V95H221ZM235 94H236V93H235ZM235 94H234V95H235ZM238 94H239V92H238ZM249 94H250V93L248 92V95H249ZM258 94H259V93H258ZM33 95H34V94H33ZM47 95H48V94H47ZM52 95H53V94H52ZM74 95H75V94H74ZM74 95L72 94V96H74ZM80 95H79L78 97H76L77 95L74 96V97H76V98H80ZM85 95H86V94H85ZM88 95H89V94H88ZM94 95H95V94H93V96H94ZM159 95H160V94H159ZM162 95H163V94H162ZM162 95H161V96H162ZM167 95H168V94H167ZM184 95H185V94H184ZM189 95H190V94H189ZM189 95H188V96H189ZM193 95H194V94H193ZM196 95H197V94H196ZM200 95H201V94H200ZM215 95H216V94H215ZM215 95H214V96H215ZM225 95H226V94H225ZM232 95H233V94H232ZM236 95H237V94H236ZM241 95H242V93H241ZM250 95H251V94H250ZM252 95H253V93H252ZM256 95H257V94H256ZM261 95H262V93H261ZM44 96H45V95H43V97H44ZM50 96H51V95H50ZM50 96H49V97H50ZM64 96H65V95H64ZM83 96H84V95H83ZM83 96H82V97H83ZM91 96H92V95H91ZM114 96H115V95H114ZM190 96H192V95H190ZM202 96H203V94L201 95V97H202ZM206 96H205V97H206ZM238 96H239V95H238ZM243 96H244V95H243ZM1 97H2V96H1ZM32 97H33V96H32ZM35 97H37V96H35ZM43 97H41V98H43ZM52 97H53V96H52ZM60 97H62V95H61ZM60 97H59V98H60ZM69 97H70V96H69ZM235 97H236V96H235ZM235 97H234V98H235ZM6 98H7V97H6ZM37 98H38V97H37ZM37 98H35V99H36V100L40 99V98H38V99H37ZM46 98H47V97H45V99H46ZM72 98H73V97H72ZM72 98H71V100H72ZM90 98H91V97H90ZM92 98H93V97H92ZM96 98H97V96H96ZM101 98H102V97H101ZM105 98H106V97H105ZM111 98H113V96H112V97H109V98L107 97L106 100L111 99ZM158 98H159V97H158ZM214 98H215V97H214ZM2 99H4V98H2ZM31 99H32V98H31ZM47 99H48V98H47ZM50 99H51V98H50ZM50 99H49V100H50ZM63 99H65V98H63ZM68 99H69V98H68ZM73 99H75V98H73ZM94 99H95V97H94ZM97 99H98V98H97ZM161 99H162V97H161ZM164 99H165V96H164ZM182 99H183V98H182ZM184 99H185V98H184ZM184 99H183V101H184ZM189 99H191V98H189ZM194 99H195V98H194ZM196 99H198V98H196ZM201 99H202V98H201ZM219 99H220V98H219ZM245 99H246V98H245ZM0 100H1V99H0ZM32 100H34V98H33ZM40 100H41V99H40ZM43 100H44V99H43ZM54 100H56V99H54ZM61 100H62V99H61ZM88 100H89V98H88ZM88 100H87V98H86V103H84V102H83V103H84L85 105H87L88 102H89ZM101 100H102V99H101ZM111 100H112V99H111ZM113 100H114V99H113ZM216 100H217V99H216ZM216 100H215V101H216ZM235 100H237V99H235ZM241 100H242V99H241ZM253 100H254V99H253ZM69 101H70V100H69ZM72 101H77V100H72ZM84 101H85V100H84ZM96 101L98 102V100H96ZM104 101H105V100H104ZM161 101H162V100H161ZM161 101H160V102H161ZM185 101H190V100H185ZM191 101H192V100H191ZM194 101H195V100H193V101L191 102V104H192ZM200 101L203 102V100H200ZM212 101H213V100H212ZM212 101H210L209 104H211ZM220 101H221V100H219L218 103H219ZM238 101H239V100H238ZM238 101H237V102H238ZM42 102H44V101H42ZM45 102H46V100H45ZM45 102H44V103H45ZM51 102H52V101H51ZM54 102H56V101H54ZM63 102H64V101H63ZM80 102H81V101H80ZM90 102H92V101L90 100ZM94 102H95V100H94ZM107 102H108V101H107ZM165 102H163V103H165ZM196 102H198V101L196 100ZM241 102H243V101H240V104L238 103L239 105L237 104L238 107H239L240 105H241V106L243 105ZM31 103H32V102H31ZM78 103H79V102H78ZM81 103H82V102H81ZM98 103H99V102H98ZM111 103H112V102H111ZM118 103H119V102H118ZM204 103H206V102H204ZM223 103H224V102H223ZM226 103H228V102H226ZM226 103H224V104H226ZM233 103H234V102H233ZM233 103H232V104H233ZM249 103H250V102H249ZM57 104H58V103H57ZM61 104H62V103H61ZM61 104H60V105H61ZM79 104H80V103H79ZM79 104H77V105H78L77 107H79ZM89 104H90V103H89ZM96 104H97V103H96ZM105 104H106V103H105ZM113 104H114V103H113ZM116 104H117V103H116ZM187 104H188V103H187ZM198 104H200V102H199ZM207 104H208V101H207L206 105H207ZM215 104H217V103L215 102ZM221 104H222V103H221ZM224 104H222L223 107H225ZM230 104H231V103H230ZM235 104H236V103H235ZM246 104H247V103H244V105H246ZM44 105H45V104H44ZM53 105H54V104H53ZM97 105H98V104H97ZM103 105H104V104H103ZM110 105H111V104H110ZM161 105H162V104H161ZM164 105H165V104H164ZM164 105H163V106H164ZM200 105H201V104H200ZM226 105H227V104H226ZM233 105H234V104H233ZM250 105H251V104H249V106H250ZM256 105H257V104H256ZM0 106H2V105H0ZM47 106H48V104H47ZM50 106H52L51 103H50ZM50 106H49V107H50ZM58 106H59V104H58ZM93 106H95V105H93ZM99 106H102V102H101V105H99ZM104 106H105V105H104ZM106 106H107V105H106ZM111 106H112V105H111ZM165 106H166V105H165ZM194 106L196 107L197 105L194 104ZM202 106H203V105H202ZM207 106H209V105H207ZM228 106H229V103H228ZM230 106H231V105H230ZM234 106H235V105H234ZM234 106H233V107H234ZM246 106H247V105H246ZM254 106H255V105H254ZM2 107H3V109H5L4 106H2ZM55 107H57V106H55ZM83 107H84V106H83ZM107 107H108V106H107ZM192 107H193V106H192ZM210 107H211V105H210ZM219 107H220V106H219ZM219 107H217V108H219ZM257 107H258V106H257ZM50 108H54V107H50ZM94 108H95V107H94ZM101 108H103V107H101ZM167 108H168V107H167ZM203 108H207V107L204 106ZM225 108H226V107H225ZM228 108H229V107H228ZM235 108H236V107H235ZM240 108H242V107H240ZM250 108H252V107H250ZM253 108H254V107H253ZM1 109H2V108H1ZM3 109H2V111H4ZM80 109H81V108H80ZM82 109H83V108H82ZM96 109H99V108H96ZM168 109H169V108H168ZM171 109H172V108H171ZM171 109H170V110H171ZM195 109L197 110V108H195ZM209 109H210V108H209ZM220 109H221V108H220ZM223 109H224V108H223ZM230 109H231V108H230ZM257 109H258V108L254 109V110H257ZM77 110H78V109H77ZM84 110H85V109H83V111H84ZM90 110H91V109H90ZM93 110H95V109H93ZM190 110H191V109H190ZM216 110H217V109H216ZM238 110H239V109H238ZM238 110H234V112H235V111H238ZM247 110H248V109H246L245 111H247ZM249 110H251V109H249ZM0 111H1V110H0ZM81 111H82V110H81ZM85 111H87V110H85ZM171 111H172V110H171ZM173 111H175V110L173 109ZM217 111H218V110H217ZM226 111H227V110H226ZM232 111H233V109H232ZM240 111H241V110H240ZM59 112H60V111H59ZM63 112H64V111H63ZM63 112H62V113H63ZM66 112H67V111H66ZM66 112H65V113H66ZM73 112H74V111H73ZM78 112H79V111H78ZM88 112H90V111H88ZM91 112H94V111H91ZM98 112H99V111H98ZM98 112H97V113H98ZM121 112H122V111H121ZM180 112H179V113H180ZM220 112H221V111H220ZM222 112H223V111H222ZM228 112H229V111H228ZM238 112H239V111H238ZM238 112H237V113H238ZM248 112H249V111H248ZM55 113H57V112H55ZM55 113H53V114L56 116L57 114H55ZM65 113H64V114H65ZM74 113H76V112H74ZM80 113H81V112H80ZM94 113H95V112H94ZM97 113H96V115H97ZM125 113H126V112H125ZM189 113H190V112H189ZM224 113H225V111H224ZM231 113H233V112H231ZM237 113H234V114H237ZM242 113H243V112H242ZM252 113H253V110H252V112H251V116H252ZM53 114H51V115H53ZM58 114H59V113H58ZM60 114H61V113H60ZM60 114H59V116H62V114H61V115H60ZM64 114H63V116H64ZM68 114H69V112H68ZM70 114H71V112H70ZM87 114H88V113H87ZM127 114L129 115L128 112H127ZM184 114H185V113H184ZM187 114H188V112H187ZM190 114H191V113H190ZM192 114H193V112H192ZM194 114H197V113H194ZM221 114H222V113H221ZM228 114H229V113H228ZM234 114H233V115H234ZM74 115L76 116V114H74ZM74 115H73V117H74ZM78 115H79V113H77V116H78ZM80 115H81V114H80ZM83 115H85V114H83ZM90 115H91V114H90ZM99 115H100V114H99ZM223 115H225V114H223ZM242 115H243V114H242ZM242 115H240V116L242 117ZM246 115H247V113H246ZM246 115H245V116H246ZM0 116H1V117H0V119H1L3 116H2L1 114H0ZM42 116H43V115H42ZM42 116H41V118H42V119H45V117H44V116L42 117ZM57 116H58V115H57ZM59 116H58V117H59ZM65 116H66V114H65ZM93 116H95V115H93ZM135 116H136V115H135ZM135 116H133V117H135ZM176 116H177V115H176ZM180 116H181V115H180ZM182 116H183V115H182ZM188 116H189V115H188ZM243 116H244V115H243ZM249 116H250V115H249ZM38 117H39V116H38ZM52 117H53V116H52ZM52 117H51V119H52ZM70 117H71V115H70ZM80 117H82V116H80ZM84 117H85V116H84ZM87 117H88V116H86L85 119H87ZM90 117H91V116H89V118H90ZM96 117H97V116H96ZM224 117H225V116H224ZM41 118H40V119H41ZM49 118H50V116H49ZM55 118H57V117H55ZM67 118H68V117H67ZM74 118H75V117H74ZM136 118H137V117H136ZM179 118H180V117H179ZM184 118H185V120H186V116H185ZM11 119H12V118H11ZM32 119H33V118H32ZM32 119H30V120H32ZM47 119H48V117H47ZM64 119H65V118H64ZM64 119H63V120H64ZM79 119H81V118H79ZM79 119H78V120H79ZM93 119H94V117H93ZM138 119H140V116H139ZM180 119H181V118H180ZM187 119H188V118H187ZM237 119H238V118H237ZM252 119H253V118H252ZM255 119H256V118L254 117L253 120L255 121ZM2 120H3V118H2ZM4 120H5V119H4ZM4 120H3V121H4ZM7 120H9V119H7ZM7 120H6L5 122H8ZM20 120H21V119H20ZM38 120H39V119H38ZM56 120H57V119H56ZM56 120H55V121H56ZM60 120H61V119H60ZM75 120H76V119H75ZM75 120L73 121V123L71 122V125L74 124V122L77 121V120H76V121H75ZM82 120H83V119H82ZM181 120H183V119H181ZM253 120H251V123H252ZM257 120H258V119H257ZM257 120H256V121H257ZM14 121H15V124H16L17 120H14ZM18 121H19V119H18ZM22 121H24V122H28V121H26V120H22ZM34 121H35V118H34ZM53 121H54V120H53ZM58 121H59V119H58ZM69 121H70V118H69ZM69 121H66V122H69ZM183 121H184V120H183ZM186 121H187V120H186ZM254 121H253V122H254ZM9 122L11 123V121H9ZM12 122H13V121H12ZM36 122H37V119H36ZM47 122H49V121H47ZM47 122H46V123H47ZM61 122H62V121H61ZM66 122H65V123H66ZM77 122H81V121H77ZM84 122H85V121H84ZM88 122H89V121H88ZM139 122H140V121H139ZM1 123H2V121L0 122V124H1ZM10 123H9V124H10ZM28 123H29V122H28ZM28 123H27V124H28ZM38 123H39V122H38ZM52 123H53V122H52ZM55 123H56V122H54L53 124H54V125H59V123H58V124H57V123L55 124ZM63 123H64V122H63ZM256 123H257V122H256ZM2 124L5 125L6 123H2ZM13 124H14V123H13ZM29 124H30V123H29ZM32 124H33V123H32ZM32 124H31V125H32ZM36 124H37V123H34L35 126H36ZM42 124H43V123H42ZM50 124H51V123H50ZM68 124H70V123H68ZM80 124H81V123H80ZM11 125H12V123H11ZM31 125H30V126H31ZM34 125H33V126H34ZM43 125H44V124H43ZM60 125H61V123H60ZM74 125H75V124H74ZM1 126H2V125H1ZM9 126H10V125H9ZM44 126H45V125H44ZM46 126H47V125H46ZM61 126H62V125H61ZM68 126H69V125H68ZM78 126H79V124H78ZM251 126H252V125H251ZM6 127H7V126H6ZM27 127H29V125H27ZM31 127H32V126H31ZM38 127H40V125H39ZM47 127L50 128V127H52V125H49V124H48ZM47 127H46V128H47ZM58 127L60 128V126H58ZM0 128H1V127H0ZM22 128H23V127H22ZM46 128H45V129H46ZM53 128H54V126H53ZM59 128H58V130H59ZM63 128H64V126H63ZM69 128H70V127H69ZM73 128H74V127H73ZM79 128H80V126H79ZM1 129H2V128H1ZM1 129H0V130H1ZM4 129H5V128H4ZM7 129H10V128H7ZM7 129H6V130H7ZM19 129H20V128H19ZM19 129H18V130H19ZM37 129H38V128H37ZM37 129H35V131H36ZM45 129H44V132H45ZM47 129H48V128H47ZM54 129H55V128H54ZM61 129H62V128H61ZM71 129H72V127H71ZM22 130H24V129H22ZM26 130H27V129H26ZM26 130H25V132H26ZM38 130H42V128H40V129H38ZM38 130H37V131H38ZM49 130H50V129H49ZM65 130H66V129H65ZM68 130H69V129H68ZM1 131H2V130H1ZM30 131H31V130H30ZM32 131H33V130H32ZM46 131H47V130H46ZM53 131H54V130H53ZM53 131H52V132H53ZM4 132H5V131H4ZM6 132H8V131H6ZM9 132H11V131L9 130ZM16 132H19V133L21 132V133H22V131H14L13 134H16ZM27 132H28V131H27ZM44 132L42 131V133H44ZM52 132L49 131L50 134H51ZM54 132H55V131H54ZM38 133H39V132H38ZM56 133H59V132L57 131ZM60 133H61V132H60ZM3 134H4V133H3ZM5 134H6V133H5ZM8 134H9V133H8ZM11 134H12V132H11ZM23 134H24V133H23ZM30 134H32V133H31V132H30V133L28 132V134H26V135L28 136V135H30ZM33 134H34V132H33ZM46 134H47V133H46ZM46 134H44V135H45V136H48V134H47V135H46ZM50 134H49V135H50ZM17 135L19 136V134H17ZM17 135H16V136H17ZM34 135H35V134H34ZM36 135H37V133H36ZM36 135H35V136H36ZM39 135H40V134L37 135L38 138L40 137ZM57 135H58V134H57ZM0 136H3V135L1 134ZM14 136H15V135H14ZM20 136H21V135H20ZM30 136H31V135H30ZM35 136H34V137H35ZM45 136H43V138H44ZM51 136H52V135H51ZM55 136H56V135H55ZM55 136H53V137H55ZM58 136H59V135H58ZM62 136H63V134H62ZM62 136H60V137H62ZM41 137H42V136H41ZM49 137H50V136H49ZM66 137H67V136H66ZM1 138H2V140H4V137H1ZM5 138H6V136H5ZM8 138L11 140V137H8ZM15 138H16V137H15ZM15 138L13 137L12 139H15ZM20 138H21V137H20ZM20 138H19V139H20ZM23 138H24V137H23ZM38 138H37V139H38ZM58 138H59V137H58ZM19 139H18V140H19ZM26 139H27V138H26ZM47 139H48V137H47ZM56 139H57V137H56ZM2 140H0L1 143H2ZM5 140H6V139H5ZM5 140H4V141H5ZM16 140H17V138H16ZM51 140H52V137H51ZM54 140H55V139H54ZM58 140H59V139H58ZM12 141H13V140H12ZM36 141H37V143H38V140H36ZM40 141H41V140H40ZM45 141H48V140H45ZM49 141H50V140H49ZM49 141H48V143H49ZM61 141H63V139H62ZM64 141H65V140H64ZM64 141H63V142H64ZM191 141H192V139H191ZM191 141H188V142H191ZM263 141H264V139H263ZM6 142H7V141H6ZM6 142H5V143H6ZM16 142H17V141H16ZM16 142H15V143H16ZM24 142H25V141H24ZM50 142H51V141H50ZM58 142H59V141H58ZM193 142H194V141H193ZM195 142H196V141H195ZM3 143H4V142H3ZM3 143H2V144H3ZM7 143H8V142H7ZM25 143H26V142H25ZM27 143H29V141H28ZM40 143H41V142H40ZM45 143H46V142H45ZM55 143H56V142H55ZM262 143L264 144V142H262ZM43 144H44V142H43ZM49 144H50V143H49ZM49 144H47V145H48L47 147H49ZM186 144H187V143H186ZM193 144H195V143H193ZM196 144H197V143H196ZM196 144H195V145H196ZM0 145H1V144H0ZM4 145H5V144H4ZM12 145H14V144L12 143ZM15 145H16V144H15ZM18 145H21V144H18ZM22 145H24V143H23ZM25 145H26V144H25ZM27 145H28V144H27ZM27 145H26V147H27ZM40 145H41V144H40ZM40 145H39V146H40ZM50 145H51V144H50ZM52 145H54V144H52ZM56 145H58V144L56 143ZM191 145H192V144H191ZM2 146H3V145H2ZM28 146H29V145H28ZM42 146H44V145H42ZM186 146H187V145H186ZM193 146H194V145H193ZM193 146H188V148H189V147H193ZM196 146H197V145H196ZM20 147H21V146H20ZM20 147H19V148H20ZM36 147H37V146H36ZM58 147H59V146H58ZM194 147H195V146H194ZM3 148H4V147H3ZM24 148H25V147H24ZM28 148H29V147H28ZM30 148H31V147H30ZM45 148H46V147H45ZM188 148H187V149H188ZM1 149H2V148H1ZM1 149H0V150H1ZM5 149H6V148H5ZM7 149H8V148H7ZM7 149H6L5 151H4V150L0 151V156H2V157H7V156H8V153L6 152ZM21 149H22V147H21ZM31 149H32V148H31ZM39 149L42 150L43 147H42V148H39ZM46 149H47V148H46ZM48 149H50V147H49ZM192 149H194V148H192ZM195 149H196V148H195ZM50 150H51V149H50ZM53 150H54V148H53ZM189 150H190V149H189ZM9 151H10V150H9ZM27 151H28V149H27ZM46 151H47V150H46ZM12 152H13V151H12ZM21 152H23V151L21 150ZM44 152H45V151H44ZM48 152H49V151H48ZM48 152H47V153H48ZM50 152L53 153V151H50ZM9 153H10V152H9ZM23 153H25V152H23ZM10 154L13 155L14 153H13V154L10 153ZM18 155H19V154H18ZM48 155H49V154H48ZM50 155H52V154H50ZM208 155H209V154H208ZM208 155H207V156H208ZM9 156H10V155H9ZM204 156H205V155H204ZM209 156H212V155L210 154ZM209 156L207 157L208 159H209ZM213 156H214V155H213ZM240 156H243V155L241 154ZM205 157H206V156H205ZM205 157H203V158H205ZM10 158H11V157H10ZM10 158H9V159H10ZM1 159H2V158H1ZM179 159H180V158H179ZM185 159H186V158H185ZM177 160H178V159H177ZM180 160H182V159H180ZM180 160H179V161H180ZM210 160H211V159H210ZM210 160H209V162H210ZM3 161H4V160H3ZM186 161H187V163H189V159H188V160L186 159L184 162H186ZM206 161H207V160H206ZM0 162H2V161H0ZM180 162H181V161H180ZM184 162H183V163H184ZM6 163H7V162H6ZM178 163H179V162H178ZM178 163H176V164H178ZM181 163H182V162H181ZM181 163H180V164H181ZM187 163H186V164H187ZM1 164H2V163H1ZM3 164H4V163H3ZM184 164H185V163H184ZM184 164H183V165H184ZM186 164H185V165H186ZM206 164H208V161L206 162ZM251 164H252V163H251ZM147 165H148V164H147ZM155 165H156V164H155ZM157 165H158V164H157ZM183 165H181V166L178 165V166H176V167H177V168H178V167H182ZM185 165H184V166H185ZM139 166H141V165H139ZM150 166L152 167V164H151ZM187 166H188V165H187ZM137 167H138V166H137ZM137 167H136V168H137ZM146 167H147V166H146ZM151 167L148 166V168H151ZM156 167H157V166H156ZM160 167H161V166H160ZM158 169H159V168H158ZM158 169H156V172H154V173H158L157 171H159V173H161V171H160L161 169H160V170H158ZM168 169H170V168H168ZM149 170H150V169H149ZM162 170H163V169H162ZM171 170H172V169H171ZM173 170H174V168H173ZM177 170H178V169H177ZM167 171H168V170H167ZM175 171H176V170H175ZM175 171H174V172L170 171V173H171V172H172V173H175ZM73 175H74V174H73ZM163 175H164V173H163ZM163 175H161V176H163ZM236 175H238V174H236ZM234 176H235V175H234ZM238 177H239V176H238ZM239 178H240V177H239ZM234 180H235V178H234ZM237 181H238V180H237ZM201 183H202V182H201ZM221 195H222V194H221ZM221 195H218V196H221ZM223 195H224V194H223ZM223 195H222V196H223ZM218 196H217V197H218ZM223 197H224V196H223ZM218 198H221V197H218ZM191 200H193V199H191ZM195 200H196V199L194 198L193 201H195ZM198 200H199V199H198ZM200 200H201V199H200ZM200 200H199V201H200ZM204 200H205V198H204ZM204 200H201V201H204ZM206 200H207V199H206ZM185 201H186V200H185ZM193 201H192V202H193ZM196 201H197V200H196ZM196 201H195V202H196ZM183 202H184V201H183ZM186 202H187V201H186ZM186 202H184V203L187 204ZM190 202H191V201H190ZM197 202H198V201H197ZM203 203H204V202H203ZM191 204H192V203H191ZM196 204H197V203H196ZM198 204H200V203L198 202ZM198 204H197V205H198ZM188 205H189V204H188ZM194 205H195V204H194ZM194 205H193L192 207H194ZM186 206H187V205H186ZM180 207H181V204H180ZM183 207H184V206H183ZM186 208H187V207H186ZM182 209H183V208H182ZM189 209H190V208H189ZM184 210H185V209H184ZM223 211H225V210L223 209ZM228 211H229V210H227V212H228ZM221 212H222V211H221ZM223 213H225V212H223ZM223 213L220 214L221 217H222V218H220V220H221V219L224 220L223 217H225V216H223V215H224ZM222 214H223V215H222ZM228 214H229V212H228ZM225 215L228 216L227 214H225ZM116 217H117V216H115V218H116ZM172 217H175V216H171V218H172ZM117 218H118V217H117ZM161 218H163V217L158 218V220L161 219ZM164 218H165V220H164ZM164 218L161 219V220H159V221H162V220H163V221H166V217H164ZM169 218H170V217H169ZM233 218H234V216H233ZM148 219H149V218H145L144 221H145V220H148ZM151 219H152V218H150V220H151ZM155 219H156V218H155ZM167 219H168V217H167ZM174 219H176V218H174ZM174 219L172 218V219H170V220H168V221H171V220L174 221ZM228 219H229V220L231 219V215H230V218L227 217V220H228ZM156 220H157V219H156ZM156 220H154V221L156 222ZM177 220H178V218L176 219V221H177ZM225 220H226V219H225ZM233 220H234V219H233ZM233 220H232V221H233ZM135 221H136V220H135ZM135 221H134V223H135ZM148 221H149V220H148ZM152 221H153V220H152ZM221 221H222V220H221ZM232 221H231V222H232ZM116 222H117V221H116ZM139 222H140V221H138V224H139ZM141 222H142V220H141ZM146 222H147V221H146ZM146 222H145V223H146ZM166 222H167V221H166ZM178 222H180V221L178 220ZM218 222H219V219H218ZM222 222H223V223H226V222H224V221H222ZM227 222H230V221H227ZM110 223H111V222H110ZM128 223H129V222H128ZM134 223H133V225H134ZM142 223H143V222H142ZM142 223L139 224V225H137L136 227L142 225ZM145 223H144V224H145ZM152 223H153V222H152ZM159 223H160V222H159ZM164 223H165V222H164ZM170 223H173V222L171 221ZM220 223H221V222H220ZM101 224H102V223H101ZM101 224H98L99 226L97 225V226H98V229H100L101 226H102V228H103V224H106V223H103L102 225H101ZM111 224H112V223H111ZM111 224H110V225H111ZM131 224H132V223H131ZM135 224H137V222H136ZM148 224H149V223H148ZM161 224H162V223H161ZM176 224H177V223H176ZM179 224H180V223H179ZM106 225H107V224H106ZM145 225H146V224H145ZM145 225H144V226H145ZM158 225H159V224H158ZM168 225H169V224H168ZM220 225H221V224H220ZM222 225H223V224H222ZM228 225H229V223H228ZM104 226H105V225H104ZM112 226H114V222H113V225H112ZM128 226H129V225H128ZM176 226H178V225H176ZM99 227H100V228H99ZM108 227H110V226L108 225ZM129 227H130V226H129ZM132 227H134V226H132ZM165 227H167V226H165ZM165 227H164V228L161 227V228L165 229ZM168 227H169V226H168ZM173 227L175 228V226H173ZM179 227H180V226H179ZM179 227H177V228H175V229H178ZM95 228H97V227H95ZM114 228H115V227H114ZM127 228H128V227H127ZM127 228H126V229H127ZM130 228H131V227H130ZM140 228H141V226H140ZM171 228H172V227H171ZM174 228H173V232H174V230H175ZM180 228H182V227H180ZM128 229H129V228H128ZM132 229H133V228H132ZM135 229H136V228H135ZM138 229H139V228H138ZM168 229H170V228H168ZM116 230H117V229H116ZM130 230H131V229H130ZM130 230H129V232H130ZM165 230H167V229H165ZM171 230H172V229H171ZM171 230H170V231H171ZM225 230H226V229H225ZM225 230H224V231H225ZM126 231H127V230H125V233L127 234L128 231H127V232H126ZM136 231H137V230H136ZM177 231H178V230H177ZM177 231H176V233H177ZM221 231H222V230H221ZM33 232H34V231H33ZM166 232L169 233L168 231H166ZM226 232H227V231H226ZM117 233H118V232H117ZM117 233H116V234H117ZM170 233H171V232H170ZM223 233H224V232H223ZM227 233H228V232H227ZM33 234H34V233H33ZM119 234H120V233H119ZM119 234H118V235H119ZM173 234L175 235V232H174ZM177 234H178V233H177ZM25 235H26V234H25ZM25 235H24V236H25ZM37 235H38V234H37ZM43 235H44V234H43ZM45 235H46V234H45ZM52 235H53V234H51L49 237H51ZM55 235H56V234H55ZM112 235H113V234H112ZM112 235H111V236H112ZM114 235H115V233H114ZM167 235H168V234H167ZM169 235H170V234H169ZM263 235H264V234H263ZM263 235H262V236H263ZM26 236H27V235H26ZM41 236H42V235H41ZM57 236H58V235H57ZM111 236H110V238H111ZM178 236H179V235H178ZM178 236H175V238H171L170 240H172V239H175V240H176ZM235 236H236V235H235ZM251 236H252V235H251ZM251 236H248V235L245 234L244 236L242 235V236H238V237H234V236H232V237H226V238L224 237V238H221V239H218V240H215V241H208V242H204V243H202V244L199 243V245L196 244L197 246H196L195 248H192V247L184 248V246H181V247H183V248H182L181 250H177V251H175L174 253H176V256H177V254L182 256V255H184V254L186 255L187 253H190V252L193 251V250H194V251H195V250H202V251H204V250H210V249H224V248L231 247V246L234 247L235 245H237V244H239V243L241 244V243L247 241L249 238H251ZM29 237H31V236H29ZM43 237H44V236H43ZM49 237H48V238H49ZM53 237H54V236H53ZM182 237H183V236L181 235V238H182ZM252 237H253V236H252ZM46 238H47V236H46ZM255 238H256V237H254V241H255ZM178 239H180V236H179ZM263 239H264V236H263ZM51 240H52V239H51ZM256 240H257V239H256ZM47 241H48V240H47ZM47 241H46V242H47ZM49 241H50V239H49ZM251 241H252V240H251ZM51 242H53V241H51ZM54 242H55V240H54ZM177 242H178V241H176V243H177ZM44 243H45V242H44ZM56 243H57V242H56ZM49 244H50V242H49ZM51 244H52V243H51ZM58 244H59V243H58ZM194 246H195V245H194ZM103 247H104V246H103ZM186 247H187V246H186ZM177 248H178V247H177ZM202 251H201V252H202ZM195 252H196V251H195ZM205 252H206V251H205ZM210 252H211V250H210ZM174 253H173V254H172V253H169L168 255H167V254H166V255L162 254V256H160V257H156V258H157V259H158V258H161V257L164 258V256H168V258H169V257H172V258H173V256L175 255ZM192 253H193V252H192ZM196 253H197V252H196ZM202 253H203V252H202ZM207 253H208V252H207ZM123 254H124V253H123ZM199 254H200V253H199ZM163 255H164V256H163ZM190 255H191V254H190ZM116 256H118V255H116ZM134 256H135V255H134ZM188 256H189V255H188ZM123 257H124V256H123ZM129 257H132V256L130 255ZM153 257H155V256H153ZM189 257H190V256H189ZM136 258H137V257H136ZM156 258H154V259H156ZM174 258H175V256H174ZM182 258H183V257H182ZM116 259H117V258H116ZM133 259H134V258H133ZM147 259H148V258H147ZM22 260H24V259H22ZM22 260H21V261H22ZM114 260H115V259H114ZM159 260H160V259H159ZM166 260H168V259H166ZM16 261H17V260H16ZM21 261H20V262H21ZM147 261H148V260H147ZM23 262H24V261H23ZM23 262H22V263H23ZM126 262H127L128 264L130 263V262H128V260H127V261H125L124 264H127ZM132 262H134V261H132ZM138 262H139V261H138ZM17 263H18V261H17ZM22 263H20V264H22ZM24 263H25V262H24ZM145 263H146V262H145ZM109 264H119V263H118L117 261H113V262H111V263H109ZM122 264H123V263H122ZM133 264H134V263H133ZM137 264H138V263H137ZM141 264H142V263H141Z\"/></svg>", "mask_w": 264, "mask_h": 264}]
</instances>
